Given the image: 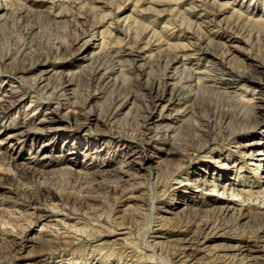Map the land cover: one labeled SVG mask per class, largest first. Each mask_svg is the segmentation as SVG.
Here are the masks:
<instances>
[{"label": "rangeland", "instance_id": "obj_1", "mask_svg": "<svg viewBox=\"0 0 264 264\" xmlns=\"http://www.w3.org/2000/svg\"><path fill=\"white\" fill-rule=\"evenodd\" d=\"M261 104L264 0H0V264H253Z\"/></svg>", "mask_w": 264, "mask_h": 264}, {"label": "bare ground", "instance_id": "obj_2", "mask_svg": "<svg viewBox=\"0 0 264 264\" xmlns=\"http://www.w3.org/2000/svg\"><path fill=\"white\" fill-rule=\"evenodd\" d=\"M163 101V100H162ZM166 104L162 105L161 108H160V111L164 110L165 108H167L168 106L170 105H173L175 102H173V100L171 99H167L165 100ZM161 101H157L155 102L152 107H153V112L157 109V107L160 105ZM259 109H264V105L261 104L259 106ZM152 112V111H151ZM151 112H149L147 115H145L144 117V123H143V126L145 127V125H147L150 121H153L152 118L154 117ZM253 119V117L251 118ZM260 123V120H258V118H254V120H246V121H240L238 125H236V127H234V129L231 131V135H235L237 133H239L240 131L244 130V131H250L252 130L254 127H256L258 124ZM147 129V128H146ZM205 134H206V131H205ZM208 135H210V133L207 132V137H209ZM214 138V137H213ZM212 138V139H213ZM250 143H247L246 145H249ZM258 154V153H257ZM264 155V154H263ZM262 159V158H261ZM259 159V160H261ZM259 160H257L255 162V164L257 166L260 165V162ZM256 166V167H257ZM194 182L198 185H204L206 186L207 184L202 182V181H199L198 179L197 180H194ZM216 185H214L215 187ZM225 190V189H223ZM180 195V193H179ZM181 196V195H180ZM234 209V206H232L231 204L229 205H224L221 207V211L223 212H228V211H231ZM202 244H204L202 241H195V240H191V239H182V241H180V244L178 245V248L181 250V253L184 256H187V257H190V256H194L195 253L197 251H199V246H201ZM231 248V247H230ZM190 251V253L188 252ZM224 251V250H223ZM226 251H233L235 255L237 256H240V257H244V258H247L249 261H252L253 264H262V262L264 263V249L261 250L262 254L261 256H257L258 254H254L253 251L254 249L252 248H249L247 247L246 245H242V246H235L234 248L232 249H228ZM195 252V253H194ZM224 253V252H223ZM197 254V253H196ZM233 256V255H232ZM262 260V261H261ZM252 264V263H250Z\"/></svg>", "mask_w": 264, "mask_h": 264}]
</instances>
